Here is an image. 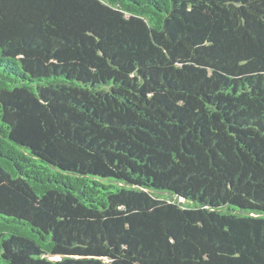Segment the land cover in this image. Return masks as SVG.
<instances>
[{
    "label": "trees",
    "instance_id": "obj_1",
    "mask_svg": "<svg viewBox=\"0 0 264 264\" xmlns=\"http://www.w3.org/2000/svg\"><path fill=\"white\" fill-rule=\"evenodd\" d=\"M0 264H264V0H0Z\"/></svg>",
    "mask_w": 264,
    "mask_h": 264
}]
</instances>
